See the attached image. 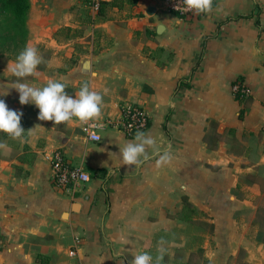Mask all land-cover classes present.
<instances>
[{
	"label": "crops",
	"instance_id": "0c3cea01",
	"mask_svg": "<svg viewBox=\"0 0 264 264\" xmlns=\"http://www.w3.org/2000/svg\"><path fill=\"white\" fill-rule=\"evenodd\" d=\"M85 1L29 0L27 45L44 63L19 82L60 80L73 96L88 83L103 95L98 124L140 106L145 133L173 158L123 165L119 148L134 138L114 127L92 142L77 121H40L19 103L7 60L0 99L23 113L25 131L40 127L22 140L0 132V264H131L155 259L161 239L162 264H264V0H213L192 22L164 0L108 7L104 18ZM237 80L249 90L241 119ZM55 150L90 175L73 198L52 184Z\"/></svg>",
	"mask_w": 264,
	"mask_h": 264
},
{
	"label": "clouds",
	"instance_id": "9594fccd",
	"mask_svg": "<svg viewBox=\"0 0 264 264\" xmlns=\"http://www.w3.org/2000/svg\"><path fill=\"white\" fill-rule=\"evenodd\" d=\"M188 10L196 13H210L213 0H183ZM44 63L43 57L38 54L36 47L26 45L18 54L16 62L11 67V73L18 78V81L11 88L19 93V103L27 105L34 104L39 109L38 119L40 121H51L55 125L66 124L78 119L84 124L97 121L102 116L103 95L90 89L88 83L81 85L75 96L69 95L66 91V83L49 79L46 86L42 88L31 86L28 83L19 82L29 76H37L38 66ZM23 113L10 110L4 100L0 99V132L5 133L13 140H22L25 134L31 136L35 129L25 131L21 126ZM8 148L6 141H0V150ZM151 149V155L149 154ZM123 165L139 167L145 162L157 156V167L168 165L172 160L169 151L161 152L157 141L145 132L137 131L133 140L128 141L122 148H119ZM165 241L158 242L157 255L155 259L149 253H138L134 255L131 264H162L165 249L162 245Z\"/></svg>",
	"mask_w": 264,
	"mask_h": 264
},
{
	"label": "built area",
	"instance_id": "2783aa9c",
	"mask_svg": "<svg viewBox=\"0 0 264 264\" xmlns=\"http://www.w3.org/2000/svg\"><path fill=\"white\" fill-rule=\"evenodd\" d=\"M164 4L168 12L175 15L181 21H197L203 15V13L198 14L193 10H188L183 0H164ZM91 7L97 10V2H93ZM232 92L237 101H241L249 95L248 88L241 80H237L233 83ZM73 120L81 124V128L88 140L99 142L100 137L97 132L98 129L107 125L112 126L121 131L127 138L131 139L135 137L137 131L145 132L149 128L151 116L144 108L130 104L121 107L120 118L115 122L98 124L92 121L88 124H84L76 118H73ZM261 133L264 135V125L261 129ZM48 162L52 173L53 186L69 194L72 198L91 179L84 168L73 166L61 150L53 151L48 157ZM70 254L72 255L73 252L71 251Z\"/></svg>",
	"mask_w": 264,
	"mask_h": 264
},
{
	"label": "trees",
	"instance_id": "16d2710c",
	"mask_svg": "<svg viewBox=\"0 0 264 264\" xmlns=\"http://www.w3.org/2000/svg\"><path fill=\"white\" fill-rule=\"evenodd\" d=\"M85 2H90V5L93 4L90 0H86ZM137 2L138 0H111L109 3L97 2L96 14L99 18H104L105 9L108 7L121 8L124 4L135 6ZM29 8V0H0V41L2 44L8 41L17 45L25 44L28 36L26 22ZM255 24L259 26L258 12L255 15ZM4 31H8L6 36H3ZM7 60L8 58L5 55H0V66H3ZM196 66L195 69L197 68ZM238 102L243 104V108L239 111V118L241 119L249 106V96ZM102 176H104V173H101ZM182 201L185 207L189 205L185 198Z\"/></svg>",
	"mask_w": 264,
	"mask_h": 264
},
{
	"label": "rangeland",
	"instance_id": "374dc122",
	"mask_svg": "<svg viewBox=\"0 0 264 264\" xmlns=\"http://www.w3.org/2000/svg\"><path fill=\"white\" fill-rule=\"evenodd\" d=\"M8 34V31L3 32V36H6ZM28 38L26 39V42L24 45L20 44H13L11 41L5 42V44H2L0 41V55H5V57L9 59H17L18 54L25 48L27 45Z\"/></svg>",
	"mask_w": 264,
	"mask_h": 264
},
{
	"label": "water",
	"instance_id": "95a60500",
	"mask_svg": "<svg viewBox=\"0 0 264 264\" xmlns=\"http://www.w3.org/2000/svg\"><path fill=\"white\" fill-rule=\"evenodd\" d=\"M152 11L151 8L149 9V12ZM150 14V13H149Z\"/></svg>",
	"mask_w": 264,
	"mask_h": 264
}]
</instances>
